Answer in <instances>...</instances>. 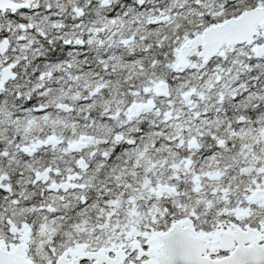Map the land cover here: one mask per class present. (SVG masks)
I'll use <instances>...</instances> for the list:
<instances>
[{
	"label": "flooded vegetation",
	"instance_id": "flooded-vegetation-1",
	"mask_svg": "<svg viewBox=\"0 0 264 264\" xmlns=\"http://www.w3.org/2000/svg\"><path fill=\"white\" fill-rule=\"evenodd\" d=\"M9 1L25 7L0 13V39L7 38L10 41L5 56L0 57L1 65L14 60V54L19 53L23 47L18 41L23 38L20 36L31 35L34 31L31 26L38 22L41 26V65L71 69L54 80L47 77L41 80L38 77L36 81L34 77H27L26 88L29 89L30 83H33L32 88L37 91L38 96L52 86L64 95L76 92L86 96L90 115L86 126L87 134L84 135L86 139L80 143L79 151L78 148L70 151L64 144L29 153L27 149L32 148L37 139L46 137L41 134V118L37 126L38 134L31 138L28 116V96L31 93L17 91L11 94L5 89L17 85H13L14 82L11 81L3 85L0 90V258L13 259L16 264H23L20 262L23 259L29 260L31 264H56L63 258V264H72L77 257L85 259L93 250L83 241V228H76V217L88 210V193H97L101 199L109 193L118 194V197L126 190L135 193L140 185L142 170L154 177L165 168L166 182L156 185L157 192L163 187L177 188L176 182L190 190L188 175L191 172L184 173L182 170L185 160L191 161L192 171L216 179L222 175V166L214 173H206V169L219 159L223 162L228 160L235 153L234 144L259 147L264 161V143L259 139L264 128L255 131L253 126H247L250 115L253 112L260 115L262 111L252 102L239 103L241 107H246V117H240L245 123H238V118L234 123L201 124L197 133L192 131L193 125L189 123L169 124L166 162L163 167V163L147 159L135 141L136 127L150 112L156 110L131 113L132 106L145 103L153 97V92H147L148 98L134 101L123 109L118 106L120 102L114 100L121 93L105 90L111 69L126 64L123 53L131 43H111V34H114L116 41H120V31L127 32V28L131 27L139 29L142 23L140 12L146 6L156 10L160 4L173 12L184 8L188 18L189 12L202 3L190 0ZM238 8L227 18L226 7L221 6V2L215 3L217 22L238 16L242 12L237 11ZM171 11H168V15ZM227 13L230 11L227 10ZM27 20L34 22L25 23ZM16 35L20 36L14 37ZM252 43L255 46L251 48H224L220 56L225 57L235 53L237 49L248 48L253 57V48L264 44V36L259 33L249 45ZM253 59L264 61V57L260 60L255 57ZM25 61L26 58L22 63ZM83 83H87V88L78 91ZM110 104L113 106L114 117L107 113ZM165 104L172 109V101H166ZM232 106L230 104L228 107ZM175 127L181 128L180 135L187 139L177 164H174L173 146ZM82 137L83 135L77 136V141ZM190 141L196 144L193 150L187 148ZM210 158L212 161L208 164ZM47 171L46 182L43 179L35 182L37 174ZM255 174L257 178H251L247 198V203L251 205L255 203L252 193L264 190V164H259ZM74 176L77 177L70 184L75 188H68L65 192H49L50 186L63 185L69 177ZM93 197L94 195L91 201L94 200ZM93 209L101 215L103 206ZM229 218L235 220L231 213ZM239 218L235 221L243 220V217ZM223 226L226 227L225 224ZM260 226H264V220ZM195 228L201 231L198 227ZM216 228L218 226L204 231H214ZM137 257V253L131 254L125 264H142L143 261L137 260ZM81 264L90 263L84 261Z\"/></svg>",
	"mask_w": 264,
	"mask_h": 264
},
{
	"label": "trees",
	"instance_id": "trees-1",
	"mask_svg": "<svg viewBox=\"0 0 264 264\" xmlns=\"http://www.w3.org/2000/svg\"><path fill=\"white\" fill-rule=\"evenodd\" d=\"M191 2L202 3L196 6L194 10L187 12L176 9L174 12L166 6L159 4L156 10L150 7H144L140 12L141 25L139 29L133 27L127 28V32L120 31V41H116L114 34H111L109 40L111 43L124 44L131 42L129 47L123 53L126 58V64L111 69L109 81L105 90L121 93L114 99L120 102L119 107L126 109L134 101L144 100L149 97L147 92H151L154 86L160 81H166L169 84V98L166 101H172V109L167 108L164 101L157 103V110L150 112L136 127L135 141L147 159L156 163L166 162V147L168 139L169 124L189 123L193 125L192 131L197 133L201 124H227L234 123L240 117H246V107H241L240 102H252L261 108V114L253 112L248 118L247 126H253L255 131L264 128V61H256L250 54L248 48L237 49L235 53L228 54L225 57L217 58L206 65L193 58L195 67L175 73L173 70L176 51L182 43L204 29L217 22L218 14L215 12V3L221 2V6L226 7L227 18L237 11H244L264 5V0H190ZM227 10L230 13H227ZM170 17L166 23L159 26L151 24L153 20ZM224 16V14L222 15ZM41 31V29H36ZM17 61L16 73L18 79L13 83L17 86L6 88L11 94L20 91H29V120L30 133L32 136L38 134V124L41 118V134L45 136L55 135L65 141L76 138L78 135H86V126L90 112L87 110L88 97L78 95L76 92L64 95L52 86L48 87L44 94L37 95V91L32 88H26L27 77L37 78L44 74L52 75V80L63 76L64 72L71 68H54L51 65H41V37L37 34L27 42L24 50L14 54ZM26 58V61H22ZM128 63H133L129 65ZM226 77H235L234 80H226ZM32 82V81H31ZM87 88V83H83L81 90ZM192 91L195 105L192 110H187L181 104V95L184 92ZM36 93V94H33ZM58 104H67L72 107L71 114H62L57 109ZM233 106L229 108L228 106ZM47 106L49 110L36 117L30 109L38 106ZM112 104L107 108L110 117H114ZM186 110L190 111L186 114ZM171 118V119H169ZM181 129L174 128L173 146H174V164L178 163V157H182L184 143L187 139L180 135ZM138 138H141L139 141ZM264 155V154H262ZM260 148L255 145H240L235 149V153L225 162L218 160L212 166L206 169V173H214L222 166V175L219 181H214L215 191L207 190L200 207L199 197L194 191L186 190L176 181L177 196H172L168 201L163 202L167 210L165 223L157 230H162L175 221L182 218H191L195 226L201 230L213 229L216 223L226 222L218 219V213L221 208H231L241 200L243 190H247V183L251 178H257L256 172L259 164L263 160L260 158ZM212 159H208L209 164ZM195 171V170H194ZM198 172V171H195ZM202 174L201 172H198ZM176 174V172H175ZM160 176L163 182L155 181V177ZM151 177L150 174L141 171L142 199L148 201L151 199L153 190L157 184H165L166 171L163 168L162 173ZM210 178H207L209 180ZM228 188L229 192L225 198H222L221 191ZM218 193V194H217ZM118 194L109 193L106 195L109 201H112ZM126 201L133 198L134 195L128 190L123 195ZM90 198V197H87ZM144 209L143 222H147L154 214L160 212L155 206L142 205ZM95 212L85 211L76 217V227L83 224L95 223ZM111 220L110 226L105 227L101 232L99 239H96L90 247L99 245H111L119 243L122 240L117 225L125 224L126 227L130 220L134 219V208H126L122 215H114L108 212ZM261 216L259 211L252 212L251 220ZM145 225V223H143ZM153 230L156 229L153 226ZM132 235V234H131ZM121 244V243H120Z\"/></svg>",
	"mask_w": 264,
	"mask_h": 264
},
{
	"label": "water",
	"instance_id": "water-1",
	"mask_svg": "<svg viewBox=\"0 0 264 264\" xmlns=\"http://www.w3.org/2000/svg\"><path fill=\"white\" fill-rule=\"evenodd\" d=\"M7 2L6 0H4ZM3 2L0 0V10L2 9ZM257 27L264 29V8H258L251 12L243 14L236 20H230L224 24L213 26L206 30L202 36H198L193 40L187 42L178 53V64L176 70L179 68L188 67L187 57L190 53L196 49H201L200 58H204L205 61L211 60L217 56L218 52L224 47H231L237 45H243L249 43L251 37L256 34ZM7 47V41L2 43L0 49L1 53L5 51ZM255 56L260 58L264 56V46L253 49ZM1 83L8 80H13L15 74L11 73L10 68L4 69L0 73ZM158 97L165 96L168 93V85L161 83L157 86L155 91ZM183 102L186 106L193 104L192 95L186 94L183 96ZM150 103L146 105L133 106L132 113L136 108L141 111L149 108H153L154 104ZM41 108L36 112H42ZM60 110L64 113H68L71 109L68 106H60ZM243 122V121H241ZM261 139L264 141V133L261 135ZM57 144L54 139H49L45 143L39 142L35 147L36 150L39 147H49ZM71 145L70 149L76 147ZM73 150V149H72ZM190 169V165L186 164L184 170L187 172ZM166 194H175L174 189L162 188ZM160 193V192H159ZM264 192L258 191L254 193V197H263ZM231 228V227H230ZM228 228L226 231H216L214 234L210 233H197L193 227V223L189 219L181 220L165 234H154L149 244H154V247L144 252L138 243L133 242L136 250L138 251V259L141 254L149 259L148 264H264V244L262 246L257 243L256 236H259L255 230H248L247 232H241L237 227L234 230ZM255 238L253 241L252 238ZM237 243V245H235ZM217 252H230L229 256L223 259H211L208 254L214 256ZM109 252V251H107ZM206 252H209L208 254ZM116 258L105 262L101 259L102 252L90 255L85 259H78L73 261L72 264H79L83 260H95V264H123L127 257L122 251L114 252ZM64 258L59 260L57 264H63ZM0 264H14L13 259L0 258Z\"/></svg>",
	"mask_w": 264,
	"mask_h": 264
},
{
	"label": "rangeland",
	"instance_id": "rangeland-1",
	"mask_svg": "<svg viewBox=\"0 0 264 264\" xmlns=\"http://www.w3.org/2000/svg\"><path fill=\"white\" fill-rule=\"evenodd\" d=\"M197 180H198V178H194V179H193V181H197ZM243 211H244V210L238 211V213H241V212H243ZM136 234L144 237V236H146L147 233L144 232V231H142V230H139V229H138V230H136Z\"/></svg>",
	"mask_w": 264,
	"mask_h": 264
},
{
	"label": "bare ground",
	"instance_id": "bare-ground-1",
	"mask_svg": "<svg viewBox=\"0 0 264 264\" xmlns=\"http://www.w3.org/2000/svg\"><path fill=\"white\" fill-rule=\"evenodd\" d=\"M234 144V142H232V145ZM234 147L235 148H239L240 147V144H234ZM160 180H163L160 176H156L155 177V181L157 182H163V181H160Z\"/></svg>",
	"mask_w": 264,
	"mask_h": 264
}]
</instances>
